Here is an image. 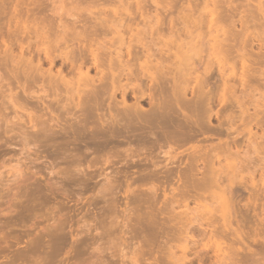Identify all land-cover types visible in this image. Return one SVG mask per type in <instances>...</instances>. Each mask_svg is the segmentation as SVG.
<instances>
[{"label": "bare ground", "instance_id": "obj_1", "mask_svg": "<svg viewBox=\"0 0 264 264\" xmlns=\"http://www.w3.org/2000/svg\"><path fill=\"white\" fill-rule=\"evenodd\" d=\"M44 1L45 0L42 2ZM50 1L51 2L48 0L45 1L47 5L40 4L41 6L38 8L39 11L37 10L39 13L36 15L38 17L35 18V16L32 20H30L29 11L27 13L24 12L26 15H23L22 8H19L20 4L15 5L14 3L16 2L14 0H0V38H3L4 40V37H6L8 39L4 40L6 52L3 57H0L2 59H0V64L2 63L1 65L4 67L1 68L3 71L0 69V72H3V76L0 73V93H3L2 95L0 94V99L3 98V109L1 110L6 111L3 120L6 123L5 125H8L9 128L10 125H12L11 131L15 132V128L19 127L18 129H20V131L22 130L23 134L26 123L24 122V116L22 117V115L26 114L29 120V125L33 124L31 126L33 129L39 128V130H37L38 133L36 132L35 138L28 137L25 133L27 130L24 132L22 140L18 142V144L22 146V151H26L27 149L29 150L32 143L34 146H37L39 142L51 141L54 136L49 134L48 136L50 137L46 139L45 136L47 135L45 134L48 130L45 129V126L47 122H43L45 123V126L42 125L43 123L41 124L39 122V119L42 118L40 116L42 115H38L37 113L33 115V111L27 108V100L29 99L26 97L27 100H23L21 97L22 94H16V90L19 91V89H21L26 96L29 98L31 97L32 99H38L43 102H47L46 100L49 99L50 106H48L51 108L56 103V105H58L56 109L59 110L61 108L62 111L65 112L63 113L59 110L61 111V114L58 112L60 117L63 116L62 114L66 115L67 112L76 109L81 110V112L84 111L86 113V118H83L84 120L82 119L83 122L81 125H78V123L75 122L80 120L79 115L81 114L77 115L76 113L71 112L75 115L73 118V128L75 127V129L72 130V133L69 129L70 126L69 128L68 126L67 128L64 126L66 129L62 126L60 127H62L61 129L64 131V135L71 136V133L72 135L77 136L75 138L76 141L83 142L89 150H92L93 148L99 158L102 159V156L103 158L105 157L104 162L107 160L106 158H110L108 160L112 162L111 159H114L112 157L116 156V152L112 155V157H110L112 152L108 154L109 157L101 154H103L105 146L114 141L113 139L122 136L121 134L123 131L118 128L117 124L121 123V121L123 122L124 120H120L123 118L122 114H119L121 117L118 114L113 115L111 122H108L110 119L108 117L107 123L109 128L105 131H102L101 128L100 131L98 130V127L96 131L92 133L90 131V137V135H87V131L89 132L88 128L90 127L89 124H91L90 118L93 117L94 114V112L92 113L91 108L95 106L92 105L91 107L90 101L91 99L98 100L99 98L97 99V97L101 94L99 91L103 90L104 93H108H106L108 96H100L101 98L102 96H106L104 101L100 98V100L103 101V103L101 102L102 104H104L105 101V103H108V99H115L117 96L121 95L123 105H126L127 99L131 94L137 102L134 106L130 104V106H132V113L129 115L130 118L134 115L135 119L133 118L134 122L131 121L128 117L129 115L127 114V117L125 116L124 118H126L127 121H130L127 122L125 120L127 122L125 131H127L128 134L131 133L132 139H130V136H128L126 132L125 136L128 137L126 139H130V142L126 144L124 143L126 141L121 142V140H119L120 143L125 144V149L119 146L121 149L119 148L117 149L118 151H116L119 152V150H121L123 152H120V154L125 153L126 155V152L129 151L131 147L133 156L136 155L137 157H140L142 153L149 151L150 156L148 160L150 163L148 162L147 164L152 166V169H150L149 165H147V167L144 163L145 161L143 162L142 165L145 164L146 166L142 171L144 175L141 174L138 179H135L136 184L132 182L134 187L137 185V180L141 182L139 183L141 185L142 183H144L143 185L150 183V186L152 185L150 188L151 192H148L149 188L147 191L145 189V191L146 193L148 192V194L152 195L153 192H157V188L155 187V189L153 187L154 181H156L159 185V182H161V178L159 182L157 180L160 177L159 171L163 170L165 172L164 169H167L166 172L168 173L169 179L171 175L175 176L173 171L178 168L176 177L179 186L177 188H171V192L169 191L172 198L169 201V206H167L170 208L167 212V215L169 213L170 218V214L173 215L176 213L173 215L172 220L177 221H175L177 223V228L174 225L171 226V228L173 227L172 229L169 228L168 224H172V220H166L169 217L164 220L162 219L163 221L166 220L165 222H170L167 223L169 228L167 231L161 229L162 231H166L162 234H166V238L168 239V241L166 238L164 239L166 241L163 242L166 245L163 244V246L168 245V251L165 249V252L168 254L169 262L166 261V256L161 254L163 252L162 248L160 249V247H158L159 251L162 250L160 253L163 255L161 260L166 258L164 261L168 263L164 264H169L170 262L171 264H194V262L189 259V255L190 253L194 255L200 254L201 251L198 252L197 249L201 248V250L206 251L212 250L214 252L212 253L215 254L213 257L216 259H213V261H217L216 263L218 264H240L242 259L239 260L240 258H238V256L239 254L241 255V253H239L240 251H238L237 246L235 247V244L239 242V245L241 244L240 246H243V242H240L244 240L241 232L233 228L235 204H237V199L239 196L241 197L244 191L248 192V199L252 204H254L252 206H255L256 202L259 201V197L262 196L261 194H264V186L261 188L255 183L253 178L255 173L260 171L261 182L263 181L264 183V70L263 68L262 70L255 69L254 65H256V63L253 60L254 54L252 55V52L256 51L254 50L256 46H254L255 43H258V47H260L261 51L262 49L264 50V0H254V2L256 1V5L254 4L255 6H252L253 4H251L250 0H248L249 2L243 0L245 1L244 4L250 3L248 9L245 8L247 5H244L243 1L241 2L240 0L238 3H242V5L245 6H241L243 7L241 10L245 9L246 11H244V13L247 14L244 16L240 15L242 14L241 10H239L241 7L237 10L238 6L236 5V13L240 11V16L238 15L239 18L235 15L233 16L235 13L234 11H232L233 14L230 16L227 15V13L225 14V9L228 7L230 8L231 6H226L228 1L224 3V0H195L196 3H191L190 0H184L182 3V0H179L182 4L178 0H120L119 6L115 9H113L114 0ZM173 1H175V4ZM45 2L43 4H45ZM30 3H32V0H30ZM48 3L50 4L48 5ZM38 4L37 0L36 6ZM211 4L215 6L213 8L211 7L212 9L209 8ZM224 6H226V8H224ZM220 8L223 12L219 11ZM209 9L211 11L213 10L215 15H217L218 12L221 13H218L216 18L208 20L211 17L208 15L209 18H206L207 14L204 11L209 13ZM109 10H112L113 14L111 12V14L108 15ZM31 11L34 10L31 9ZM237 25L241 26V31L239 30V32L236 31ZM257 27L259 29L258 31H256ZM12 28H15L14 32L16 34L12 31ZM206 28H208V31L205 30ZM251 29H253L252 33ZM21 34L25 35L24 40L21 39L23 41H21L20 44V54L15 55L12 50L11 39L13 35L19 37ZM210 50L213 52L212 55L207 53V57H204V52H210ZM261 51L258 52L260 53ZM263 52L264 51L261 53ZM256 56L254 55V57ZM257 57H259L258 60ZM257 57L256 60L258 65H264V55ZM197 61L202 64V66H200L202 71L199 65H196ZM59 63H61L59 66V72L54 73L53 71L56 67H58ZM238 64L242 66L240 73L239 69L237 70ZM1 65L0 67H2ZM45 66H48L49 68L46 69ZM5 69L7 73L5 72ZM93 71L96 72L95 76L91 75ZM215 72H218V77ZM214 76L218 79L211 87L209 82L215 78ZM144 79H146L151 85L148 83V86H144L143 82L146 81ZM124 81H126V83L122 84ZM140 81L143 86L136 85V83ZM96 84H99V87H97ZM100 87L101 90H99ZM97 88L99 89L97 90ZM21 90L19 91L20 93ZM239 92L241 93L240 95ZM93 94L97 96L94 95L95 98H92ZM143 98L149 99V104L151 106V110L148 109L150 111L147 109L146 110L148 112L144 111L146 114L141 113V111L143 112V110H145L144 108L141 111L140 109L142 108H138V105ZM93 100L91 101L92 104H94ZM116 100L117 99L114 101L116 102ZM114 101L112 100L111 103L114 104ZM37 102L40 103V101ZM118 103L119 102L115 103L113 106L118 107ZM96 107L97 106L94 107L95 111ZM128 107L129 106H127V108ZM251 108H253V111ZM105 109L99 110L101 111L100 113L102 114V111ZM111 109L115 110L114 108ZM236 109L240 112L238 116L235 115ZM1 110L0 113H2ZM128 110H130V108L127 109V111ZM7 111L10 113L8 114ZM128 112L130 113L131 111ZM11 113L13 115H11ZM105 113L108 112L106 111L104 114ZM115 113L117 112H114V114ZM3 114L1 115L3 116ZM72 114H67V116L70 117L69 115ZM36 115L39 117H36ZM97 117H94V122H99L97 121ZM103 117V120H105L106 116ZM14 120L17 122H14ZM51 120L53 121V119ZM63 120L65 121V119H62L61 121ZM68 121H66V123ZM214 121L217 123H213ZM22 122L25 123L23 124L24 126H21ZM94 122H92L93 126L96 124ZM48 123L50 122L48 121ZM125 123L123 122L121 124L125 125ZM238 123H240L241 126H239ZM100 124L101 123L98 125ZM212 124L217 125L215 127L212 126ZM114 125H116L117 128L114 127ZM95 128L97 127L95 126L91 129L94 130ZM242 128H247L250 134L253 132V128H257L262 131V134L259 137L257 134L254 135V137H258V139H261L262 141L257 143V146L249 142L250 144L248 147H250V150L246 152L244 151V158L240 155L245 149L244 144L247 140L240 139V131ZM214 138L219 141V144L216 146H213V144H211V146L202 144V142H207L209 144V140H215ZM54 139L55 140L53 141H56L55 137ZM73 139L71 140L73 141ZM120 143L119 145H121ZM188 144H194L195 146L190 149L186 148V150H181L182 146ZM109 149L113 150V148ZM125 150L127 151L125 152ZM47 154H49V152ZM252 155H257V157L254 158ZM133 156L128 155V158L131 157L133 160ZM183 156H187L188 158L185 163H182L183 161L181 162V157ZM117 157H119V155ZM232 158V161L234 162L230 167V172L233 173L235 177L227 172L226 165H224L225 161ZM101 159L98 160V162H100ZM121 160H119V162ZM142 160L143 157L140 160L141 163ZM94 161H96V159ZM106 162L104 165L109 163ZM124 164L125 163H123V165ZM133 164L134 162L132 165ZM139 164L136 163V165ZM174 165H177V168L173 167L171 170L170 166ZM93 166L91 167L94 168ZM96 167L97 165H95V168ZM52 168L55 170L56 167L52 165ZM125 168L128 169L127 167ZM105 169H103V171ZM237 172H248V174L252 177L251 182L248 183L244 177L240 178V176L238 179V176L236 177L238 174ZM95 174L96 175H93L94 177L99 175L97 172H95ZM7 175L10 177H8L9 181L11 179L17 181L23 176V172L19 166H11ZM90 176L93 177L92 175ZM107 183H109V185ZM107 183L102 186V194H106L104 192L108 191L110 193L112 192L110 190H113L111 189L112 187H110L111 179H109V182ZM162 187L163 186L161 185V188ZM134 190L135 188L133 190L130 189V192H134ZM39 191L41 192L42 190L39 189ZM135 192L137 193V191ZM175 192L181 193L184 203V198L189 197L190 200L194 201L195 206L190 208L189 205H184L185 210H182L183 212L180 213L178 209L183 208V206L182 204L178 205V207L175 205L178 203L176 198L179 197V194L176 196ZM156 194L152 195V200L154 199L153 202L157 201L156 203L158 204L155 206L158 208V205L160 204L158 200H162V195L160 194L161 197L156 198ZM165 194L167 195L166 190ZM131 195L135 197L133 193H131ZM148 196L146 197L145 194L144 198L146 199ZM39 197L41 198V195ZM188 200L186 203L189 202ZM148 201L150 202V200H147V202ZM135 202L138 203L137 209H139L142 204L139 206L138 199ZM137 203H135V206ZM147 204L145 205L147 206ZM152 205L154 206V203ZM146 206L143 208L141 206L140 208H142L143 211L151 208L150 206H148L150 208H147ZM243 207L246 206L244 205ZM134 209L130 212L132 213ZM156 210L158 209H155V211ZM176 210L179 212L178 214ZM243 210L241 212H243ZM143 211H139V213H143ZM145 212L146 211H144V213ZM152 212L153 211H151V214ZM161 212L163 213V211ZM246 212L244 211V213ZM156 213L158 214V212ZM133 214L135 217V212H133ZM143 214L140 215L142 216L141 218H139V216L136 217L139 225L142 222V228L144 227L143 224H145L143 221H147L148 219V217H145L142 221L144 216ZM129 215L133 217L132 214L129 213ZM129 215L126 218H129ZM147 215L150 216V213ZM155 215L156 214L154 213V217L152 216L151 218L154 219ZM239 215L242 214L239 213ZM258 215H260V213ZM261 215L264 216V205L261 209ZM250 216L251 215L246 216L247 220L250 219L249 223L252 222V218ZM132 219L133 218H131V221ZM129 220L130 219H126L123 223L128 225ZM154 221L155 220H153V222ZM132 222H130L127 226V228L129 227V231H131V233L133 232V227L132 229L130 228ZM150 222L148 223L150 224ZM148 223L147 225L145 224V227L147 226V230H150V228H152V224H150V226ZM154 224L155 222L153 225ZM246 224L248 226V230L249 225L248 223ZM139 225H137V227H139ZM251 226L254 227V224ZM102 227H100V229ZM122 228L124 229L122 231L124 242H121L120 245L118 244L119 241L117 243L112 242L114 244L112 246L115 247L118 254L121 253V258L119 259L120 262L123 264H138L139 261L143 260L140 258L143 257L142 253L144 248H146L145 246L147 243L151 241L150 243L154 244V242H152V238L154 236L152 237L151 235L156 233V231L152 234L149 233V236H151L149 239L151 240L149 241L147 238L148 241L145 243L142 253H140L142 248H139L138 245H142L144 242L140 241L142 244L132 245L133 250L130 251L129 243L131 242V233L127 231L128 229L125 230L124 227ZM142 228L140 229L142 230ZM154 228L156 229L157 226L153 227V229ZM58 229H60V227ZM102 229H105V224ZM53 230H51V232ZM121 230L119 231L120 234H122ZM58 231L60 233L63 232V230L62 232L60 230ZM152 231L153 230L151 229L150 232ZM59 232L58 234L61 235ZM107 232L109 233L108 230ZM135 232L136 231L134 230V233ZM140 233L141 232H138L139 236L141 235ZM144 233H142L141 237H138L142 238L144 235L146 237V232ZM157 233L159 232L157 231ZM106 234L107 233L105 232V235ZM49 235L53 237L52 234L49 233L48 236ZM62 235L64 234L62 233ZM62 235L60 238H52L51 236L48 237L52 238L51 247H49V249L52 248L54 251H56V249L58 250L59 247L57 248V245L60 246L61 243L65 242V240L61 242ZM127 235L128 237L131 236L129 237L130 242ZM40 237L37 238L39 239L37 242L40 241ZM120 237L121 236H119V238ZM135 239H137L136 236ZM156 239L157 236L154 240ZM159 240L161 241V238ZM35 241L34 243H36ZM58 241H60V244H58ZM135 241L134 243L138 242ZM41 243H43V241H41ZM41 243L39 242L37 244ZM160 243H162V241ZM117 244L119 246H117ZM47 245L48 243L46 246ZM135 246L137 247L134 250ZM36 247L33 248L36 249ZM116 247L119 249L117 250ZM150 247L152 248V246ZM138 248L140 249L139 252ZM248 248L252 250V248ZM126 249L128 252L125 251ZM148 249H146V251ZM156 249L157 246L155 250ZM40 250H38L39 253L41 252ZM149 250H151L149 253H152L153 250ZM178 250L181 251L182 255L178 256ZM244 250H246V255H248V249L245 248ZM35 251L38 252L37 249ZM153 253L155 254V252ZM157 253L159 255L158 251ZM120 255H118V257H120ZM145 255H147V252ZM250 255L252 256V254ZM251 256L248 255L247 258L244 255V257H246L245 259L248 260L251 258L252 260H249L254 262ZM50 259L47 260V262H49ZM250 261H248L249 264ZM142 262L143 261H141V263ZM253 262H251V264ZM148 263L152 264L151 262ZM200 263L202 264V261ZM248 263L244 262V264Z\"/></svg>", "mask_w": 264, "mask_h": 264}, {"label": "rangeland", "instance_id": "obj_2", "mask_svg": "<svg viewBox=\"0 0 264 264\" xmlns=\"http://www.w3.org/2000/svg\"><path fill=\"white\" fill-rule=\"evenodd\" d=\"M14 1L16 2V3H14L15 5L20 4L19 8H22L23 15H26V14H24V12L27 13L29 11V17H30L29 19L30 20H32L33 17L38 15L37 13H39L38 12L39 6L47 5L45 2L46 0L44 1L45 4H43L44 3V2H42L43 0H38L39 4L37 6H36L37 0H34V2L32 0V3H30V0H20V1L14 0ZM23 1L25 2V5H24ZM48 1L51 2L50 0H48ZM178 1H176V2H178ZM183 1L184 0H182V3H183ZM224 1H225L224 3H226V1H228L226 3L227 4L226 6H231L230 8L229 7L226 8V6H224V8H226L225 14L227 13V15L230 16L233 14L232 11H234L235 13L233 14V16L235 15L238 18L240 15L244 16L245 14H247V13H244V11H246L245 9L241 10V9H243V7H241V6L247 5L246 7L245 6L244 7L246 9H248V6L250 5V3L244 4L245 1L249 2L248 0H245V1L241 0V2L243 1L244 5H242V3L241 4L238 3V2H240V0L239 1H237V0H233V1L232 0H224ZM234 1H235V4H234ZM250 1H251V4H253L252 6L256 5V1L255 2H254V0L253 1L250 0ZM27 2H28V4H27ZM119 2H120V0H114L113 9H115L119 6V4H120ZM179 2L181 3V1H179ZM190 2L191 3L195 2V0L194 1L190 0ZM173 3L175 4V1H173ZM49 4L50 3H48V5ZM236 5L238 6V8ZM24 7H25V9H24ZM211 7L213 8L215 6H213L211 4L209 6V8H211ZM233 7H235V8H233ZM236 8H237V10L240 8L239 10H241L242 14L239 15L240 11L238 13H236V11H237ZM31 9L34 11H31ZM229 9H230V11H229ZM206 10H208V9H206ZM219 11L223 12L221 8ZM111 12H112V10H109L108 15H110ZM204 12H206V14H207L206 18L211 17L208 20L216 18L218 13H221V12H218L217 15H215V12L213 13V10L212 11L210 10L209 11V13L211 14L210 15L209 13H207V11H204ZM112 14H113V12H112ZM208 15H209V17H208ZM212 16H214V17H212ZM37 17L38 16H36L35 18H37ZM238 18H236V19H238ZM14 30H15V28H12L13 32H14ZM205 30L208 31V28H206ZM239 30L241 31V26L237 25L236 31L239 32ZM252 30L253 29H251V33H252ZM258 30L259 29L257 27L256 31H258ZM24 36H25L24 34H21L19 36L20 37L19 38L16 35H13V37L11 39L12 50L14 51L15 55L20 54V44H21V41L24 40ZM5 38L6 37H4V40H8L7 38L6 39ZM21 39H23V40H21ZM4 40H3V38H0V54H1L0 57L1 56L3 57L4 53L6 52ZM254 46H255L254 50H256V51L252 52V55L253 54L255 56L257 54H258L257 56L264 55V52L261 53L264 50L263 49H262V51L260 50V47H258L259 46L258 43L257 44L255 43ZM258 51H261V52L259 53ZM207 53L212 55L213 52H212V50H210V52H204L203 56L207 57ZM255 53H257V54H255ZM254 55H253V58H254L253 60L256 63V65H254L255 69H261L262 70V68H263V70H264V65L263 64L258 65V63H257V60L259 57L256 56L257 57V60H256V57H254ZM211 58H213V57H211ZM1 60H0V62H1ZM60 65H61V63H59L58 67H56L54 69V71H53L54 73L59 72V66ZM196 65L197 66L199 65V67L202 66V64H200V62H198V61H197ZM1 66L2 67H0V69L4 68L3 65H1ZM241 67L242 66L240 64H238L237 70L239 69V73H240ZM258 67H260V68H258ZM45 68L48 69L49 67L45 66ZM1 70L3 71V69H1ZM201 71H202V68H201ZM5 72H6V69H5ZM216 74H214V75H216L218 77V72ZM91 75L95 76L96 72L93 71V73H91ZM2 76H3V74H2ZM216 76H214L215 77V78H213L214 80L212 79L209 82L211 84V87L213 86L214 82H216L218 79ZM144 80H146V79H144ZM125 83H126V81H124L122 84H125ZM143 83H144V86H148L150 84L147 80L144 81ZM96 85H97V87H99L98 86L99 84H96ZM136 85H142V82L140 81V82L136 83ZM98 89L99 88H97V90ZM20 90L21 89H19V91ZM99 90H101V87ZM0 91H1V88H0ZM16 91H15L16 94H20V95L22 94L21 97L23 98V100L25 99V101H26L27 98L29 99V100H27V103H28L27 108H29L31 111H33V115H35L36 113L38 115H42V116H40L42 118L39 119V122L41 124L43 122H45V123L46 122L48 123V121L50 122V123H48L50 125H48L47 123H46V126L44 125L45 123L42 124L45 126L46 130L51 131V132L47 131L48 133L45 131L46 132L45 135H47L45 137H46V139H48V137H50L48 135L51 134V136H54L56 138V141H53V140H55L53 137V140L51 139V141H53L54 143L51 141L39 142L38 143L39 145L37 144V146H34V144L32 143V146H31V148H29V150L27 149L26 151H22V146L19 145L18 142L20 140H22V137H23L22 135H24V132L27 130L25 132L27 134V136L30 138H35L36 132H37V130H39V128L33 129L31 127L33 124L29 125V122H28L29 120L27 118V115L23 114L22 117L24 116L23 120L26 123V124L24 122L21 123V126L23 124H25V126L23 125L25 128V131H23V134H22V130L20 131V129H18L19 127L15 128V132L11 131L12 125H10V128H9L8 125L7 126L5 125L6 123L3 120V117L6 113V111L3 110L4 111V114H3V111L1 110V109H3V107H2L3 98L0 99V104H1L0 110L2 112V113H0V127H1L0 128V264H121L122 262L119 261V259L121 258V255H120L121 253L118 254V251H116L115 247H113L112 245H114L113 243H115V242L117 243L118 241H119V243H118L119 245L121 244V242L122 243L124 242L123 233H122V231L124 229L122 227H124L125 230L128 229L127 231H129L130 229H129V227L127 228V226L130 224V222L133 221V219H134V221H133L134 223L132 222L131 223L132 226L130 225L131 229L133 227V232L131 233V231H129V233H131V236H132V237L129 236V237H131V242H130L129 237L127 235V238L130 242L129 243L130 244V251L133 250L132 245L142 244L141 242H144V244H142L143 246L138 245L139 248H142L141 250L138 248V252L140 250V253H142L144 245L148 241L147 238L149 239V238H151V236L152 237L154 236L152 238V240H153L152 242H154V244L150 243L151 239H149L150 242H148V243H150V244L147 243V245L145 246L146 248H144V251L142 253L143 257L140 258V259H143V260H141L143 262L141 263V261H139L138 264H144V263L149 264L148 262H151L152 264L168 263L169 262L168 254H167V252H165V249H166V251H168V245L165 246L166 244L163 242L166 240L168 241V239L166 238L167 237L166 234L165 235H163V234L169 228L172 229L173 228V227L171 228L172 225H174L177 228V223H176L177 221L172 220L173 215L176 213H174L173 215L170 214L171 218L169 217V213L167 215V212L170 209L167 206H169V201L172 198V196L170 195V192L173 188H177L179 186V184L177 183V177H176V172L178 170L177 165L170 166L171 170L173 167L177 168V169H174V171H173L175 173V176L171 175L169 179H168V173L166 172L167 169H164L165 172L162 170L163 173L161 170L160 171L158 170L160 173V175H159L160 177L157 180L159 182V180L161 178V182H159L160 183V185H159L158 183H156V181H154L153 187L157 188V189L155 188L157 190V192L155 191L157 194L154 192L152 193V195L156 194V198H160L161 197L160 194L162 195V197H161L162 200L161 199L158 200L160 202V204L158 205L159 207L157 208L155 206L158 204V203H156L157 201L153 202V200H154V199L152 200L153 196L148 194V192L149 193L151 192L150 188L152 185L150 186V183L147 184L148 187L146 184L143 185L144 183H142V185H143L142 186L141 184H139L141 182L137 180L138 186L135 185L136 187H134V185H133V183H135V179L136 178L138 179L141 176V174H143L142 171L147 165H149V168L152 169L151 168L152 166H150V164H147L149 162L148 158L150 156V154H149L150 152L149 151L144 152L141 154L140 157H137L136 155L133 156V152H131L132 150H131L130 146H129L130 150L127 149L130 151V153H129V151L125 150V152L127 151L126 155H125V153L120 154V152H123L121 150H119V152H117L118 151L117 149L120 148L119 146H121L122 148L125 149V146H124L125 144L120 143L119 140H121V142L126 141L124 143L128 144L130 142V139H132L131 133L128 134V132L125 131V126L127 125V122L129 120L127 121L126 118H124V117L125 116L127 117V115L132 113L131 108H132V106H134V104L137 102V100L130 94L129 98L127 99L126 105H123V100L121 98V95H119V96H117V98H115L118 101L116 100V102H115L114 101L115 99L111 98V100H110L107 98L109 100V101H107L108 103H105L106 102L105 101L104 104H102L103 101L105 100V97L108 96V95H106L107 92L104 93L103 90L99 91L101 94L99 92L98 93L100 94V96L101 95H106V96H102V98H101L98 95L99 96V97H97V99L99 98L98 100L91 99V101L93 100V103H94V104H92V102L90 101L91 107H92V105L93 106L95 105L98 108L97 107L95 108L96 111L94 110L95 106L91 108V111H92V113L94 112V114H93V117L90 118L91 124H89V126H90L89 127L90 129L88 128L89 132L87 131V135H90V137H91L90 131L92 133V132L96 131L98 129V127H99L98 130H100L102 128L101 129L102 131H105L109 128L108 123H107L108 117L110 118L108 122H111L113 115L122 114L123 118H121L120 120H124L123 121L124 123L127 121L125 123V125L121 124V123H123L122 121H121V123L117 124L118 128L122 129V131H123L121 134L123 137L120 136L118 138H115V139H113L114 141L112 143H110L111 145L109 144V145L105 146V149L103 150V154H101V155H107L106 157H109L108 154H110V152H112V154L110 155V157H112V155L115 154V152H116V154H115L116 156L114 155L115 157H112L114 159H111L113 163L108 160L110 158H106L108 161L105 160V162L107 161L109 163L106 162L107 164L104 165L105 164V162H104L105 157L103 158V156H102V159H103V161H102V159L99 158L98 154L93 150V148H92V150L87 149L86 145L83 142L79 141L80 142L79 143L78 141L75 140V138L77 136H74L71 134L72 130L75 129V127L73 128V126H74L73 125L74 124L73 118L75 117V115H73L72 113H76L77 115L81 114V115H79L81 121L80 120H79L80 122L78 120H77L78 122L75 121L76 123H78V125L79 124L81 125L83 122L82 119L86 118V116H85L86 113L84 111L81 112V110L76 109V110L67 112V114H72L73 116L69 115L70 117H68L67 114L66 115L62 114L63 116L60 117L59 114H61L60 112L62 111V109L61 108L59 109V107H58V109L61 111L57 110L56 108L58 105H56V103L54 105L55 107L53 106L54 108L53 107L51 108V107H49L50 106L49 99L46 100L47 102H43V101L38 100V99H32L31 97L29 98L28 96H26L23 93L22 90H21V93L19 91H17V92ZM0 94L2 95L3 93L1 92ZM240 94L241 93L239 92V95ZM94 95L95 94L92 95V98H95ZM95 96H97V95H95ZM18 97L21 98L20 96H18ZM100 98H101V100L103 99V101H101ZM112 100L115 103L119 102L120 105L118 103V107L115 106L116 107L115 108L113 106L115 103L114 102H113L114 104L111 103ZM37 101H40V103ZM100 104H102L103 106ZM130 104L132 106H130ZM127 106H129V107L127 108ZM105 108H107L108 110ZM111 108H114L115 110H113ZM126 108L127 109L130 108V110H128V111H131V112L129 113ZM138 108L139 109L142 108V109H140V111L143 110V108L145 109V110H143V112L141 111V113H143V114L145 113L144 111H147L148 109L151 110V106L149 104V99H147V98L141 99V101L138 105ZM102 109H105L102 111V114H104V112H106V111L108 113H105L104 115H102L100 113L101 111H99ZM116 109H117V111H116ZM125 109H126V111H125ZM251 109L253 111V108H251ZM150 110H148V111H150ZM113 111L117 112V113L114 114ZM235 111H236L235 115L238 116L240 114L239 110L236 109ZM10 112H11V110H10ZM58 112H59V114H58ZM7 113H8V111H7ZM63 113H65V112H63ZM1 114H3V116ZM109 114H110V116H109ZM11 115H13V114L11 113ZM38 115H36V117H39ZM64 115L66 118L64 117ZM94 115H97L98 117L94 116ZM132 115H131V117H132ZM103 116H106L107 119L105 117V120H103V118H104ZM55 117H56V120H55ZM94 117H97L98 120L97 119L96 120L99 122H94L95 121ZM128 117L131 121L134 122V120H133V118L135 119L134 115L132 118H130V115ZM51 119H53V121ZM62 119H65V121L64 120L61 121ZM78 119H79V117H78ZM1 120H3V121H1ZM55 121H57L58 123ZM66 121H68L67 122L68 124L66 123ZM14 122H17V121L14 120ZM92 122H94L96 124L93 126ZM215 122L216 121H214L213 123H215ZM99 123H101V124L98 125ZM61 124H63V125H61ZM216 125L212 124V126H215V127H216ZM238 125L241 126L240 123H238ZM60 126H62L64 129H66L67 126H68V128L70 126L69 129L71 130V133H70L71 136L64 135V131H62V129H61L62 127H60ZM64 126H66V128ZM77 126H76V128H77ZM95 126L97 128L92 130ZM49 127L51 129L52 128L53 129L51 130ZM114 127L117 128L116 125H114ZM253 129L254 130L251 134L247 128H242L240 131V134H241L240 139L247 140V142L244 144L245 149L243 150V153H241V155H240L243 158L245 157L244 156L245 152L250 150V147H248V145L250 143H253L255 146H257V143H260L262 141L261 139H258V137L262 134V131H260L257 128H253ZM126 132H127L128 136H130V139H126V138H128L127 136H125ZM255 134H257L258 137H254ZM71 139H73V141ZM214 139L215 140L210 139L209 144L207 142H202V144L203 145H210V146H211V144H213V146H216L217 144H219V141L216 138H214ZM119 143L121 145H119ZM116 144H118V145H116ZM114 146L116 149L114 148ZM126 146H128V145H126ZM132 146H134V145H132ZM184 146H182L181 150H184V149L186 150V148L190 149L191 147H193L195 145L194 144H191V145L188 144V145H184ZM129 147H127V148H129ZM109 148H113L114 151L112 149H109ZM124 149H122V150H124ZM46 150L49 152V154H47L48 152ZM131 153H132V155H131ZM118 155L121 158L117 157ZM123 155H125V156H123ZM128 155L133 156V160L131 157L128 158ZM252 156L254 158L257 157V155H252ZM116 157L119 160H121V159H125V160H121L119 162V160H117ZM142 157H143V160L141 163L140 160L142 159ZM95 159L97 162L94 161ZM100 159H101V161H100L101 163L98 162V160H100ZM183 159H185V160H183ZM187 159H188L187 156H183V157H181V162L183 161L182 163H185V162H187ZM232 160H233V158L224 162V165H226V170L230 175H234L233 173L230 172L231 171L230 167L232 166V164L234 162ZM123 161H125V162H123ZM128 161H129V163H128ZM130 161H131V163H130ZM132 161L134 162L133 165H132V163H133ZM93 162L94 163L96 162V163L94 164ZM102 162H104V163H102ZM143 162L146 164V166H145V164L142 165ZM99 163H100V165L98 166ZM123 163H125V164L123 165ZM136 163L137 164L140 163V164L136 165ZM52 165L56 167L55 170L52 168ZM81 165H82V167H81ZM95 165H97L96 168H95ZM125 165H127V166H125ZM11 166L12 167H15V166L18 167L19 166L23 172V176L21 178H19L17 181L14 179H11L10 181L8 180L10 177L7 174L10 171ZM91 166H93L94 168H92ZM124 166L127 167L128 169H126ZM75 167H76V169H75ZM105 168H107V169H105ZM100 169H101V171H100ZM103 169H105V170L103 171ZM65 172H67V173H65ZM95 172H97V174H99L97 177L93 176V175H96ZM58 173H60V174H58ZM234 173H236V172H234ZM105 174H107V175H105ZM90 175H92L93 177H91ZM239 176H240V178L244 177L246 179V181H248V183H250L252 180V177H251V175L248 174V172H245V173L241 172V173H238L236 175V177L238 179H239ZM163 177H165V178H163ZM234 177H235V175H234ZM108 178L111 179V186L110 187H112L111 189H113V190H110V191H112L110 193L108 191V192H104L106 194H102V192H103L102 186L105 185L107 182H109ZM253 178L255 180V183L258 184L261 188L264 186L263 181L261 182V172L260 171H257ZM172 179L174 180V182ZM171 180L173 183L171 182ZM162 182L164 183V185ZM107 184L109 185V183H107ZM161 185L163 186L162 188H161ZM168 185H170V186H168ZM131 186L133 187V189L135 188L134 192L137 191V193L136 192L134 193L133 191L130 192V189L133 190ZM148 188H149V190H148ZM39 189L42 191L40 192ZM145 189H146V191L148 190L147 193H146ZM165 190H166L167 195L165 194ZM37 192L40 193L41 198L39 197L40 195ZM99 192H101V193H99ZM131 193H133L135 195V197L139 200V206L142 204L141 205L142 208L145 207L146 206L145 204H147V203H149V204H147L146 207L150 208L151 205L154 203V206L152 205V207H151L152 209L150 208V209L144 210L147 212V214L150 213V216H148L146 214V212L144 213L142 208H140L141 206L139 207V209H137L138 203L135 202V201H137V199L135 197H133L131 195ZM175 193H176V196H178V194H179V197L176 198L178 200V203H176L175 205H177V207H178V205L182 204V206H183V208L178 209V211H180V213L185 210L184 205H189L190 208L191 207L193 208L195 206L194 201L190 200L189 197L184 198V200H185V203H184L183 196L181 195V193H179V192H175ZM145 194H146V197L149 195L148 198H150V197L151 198L145 199L144 198ZM261 195L262 196L259 197V201L256 202V205L252 206L254 204H252L250 202V200L248 199L249 198L248 192L244 191L243 194L241 195V197L239 196V198L237 199V204H235V212H234V217H233V228L235 230L241 232L242 238L244 241H241L240 243H242V242L244 243V244L242 243V245L244 246V249L245 248L248 249L247 254L249 256H251L250 254H252L251 257L254 260V262H253V261L249 260L251 258H249L248 260L245 259L246 257L248 258V255H246V250H244L243 246H240L241 244L239 245V242L236 241L238 244L236 243L235 247L237 246L238 251H240L239 253H241V255L238 253L240 256V257L238 256V258H240L239 260L242 259L240 264L241 263L244 264V262L248 263V261H250V264H251V262H253L255 264V261H256V264H264V232H263L264 231V225H263L264 224V222H263L264 216L261 215V209H262V206L264 205V197H263L264 194H261ZM36 196H37V198H36ZM29 197H30V199H29ZM261 197H262V199H261ZM133 198L136 200H134ZM180 198L182 199V201ZM142 200H146V201H142ZM147 200H150V202H152V203H150L149 201L147 202ZM187 200L189 201L188 203H186ZM144 202H145V204H144ZM179 202H180V204H179ZM135 203H137L136 206H135ZM249 204H250V206H249ZM244 205L246 207H243ZM148 206H150V207H148ZM132 209L135 210V211L133 210V212H135V217H134L133 212L132 213L130 212ZM155 209H158V210L155 211ZM136 210H137V212H136ZM242 210H243V212H241ZM139 211H141V212L143 211L144 214L141 212L139 213ZM148 211H149V213H148ZM151 211H153L152 214H151ZM159 211L160 212L163 211V213L162 212L160 213ZM178 211H177V214L179 213ZM244 211L245 212L247 211V212L244 213ZM156 212H158V214ZM253 212H254V214H253ZM129 213L132 214L133 217H131L129 215ZM154 213L156 215H155V218L153 219L151 217L152 216L154 217ZM170 213H171V210H170ZM239 213L242 214L244 217L242 215H239ZM259 213H260V215H258ZM142 214L144 215L142 218V221H143V219H145V217H148V219H147L148 222L151 221L150 224H152V226L146 220L143 221V222H145L146 225L148 223L152 227V228H150V230L149 229L147 230V228H146L147 226L145 227V224H143L144 227L142 228V226H141L142 222L139 225V222L136 220V217L139 216V218H141L142 216H140V215H142ZM159 214H160V217H159ZM128 215H129V218H126ZM247 215H251L250 217L252 218L251 221L253 222L254 227L251 226V225H253L252 222H250L251 223V225H250V223H249L250 219L247 220V217H246ZM130 217L133 218L132 221H131ZM167 217H169V218H167ZM238 217H240V218H238ZM125 218L130 219L128 225L127 224L125 225L123 223V221L126 220ZM162 219L163 220L164 219H166V220L170 219V221L172 220V224L169 221L165 222L166 220L163 221ZM153 220H155L154 222L157 226V228H156L157 230L155 228L153 229V227H156L155 224L153 225V223H154ZM243 222H245V223H243ZM262 222H263V224H262ZM158 223H159V225H158ZM167 223L171 224V225L168 224L169 228L167 226ZM175 223H176V225H175ZM241 223H243V224H241ZM246 223H248V225H249L248 230H250L251 232L247 230L248 226ZM104 224H105V229L103 230L102 228H104ZM137 225H139V227H137ZM149 225H148V227H149ZM61 226H63V227H61ZM99 226L100 227L103 226V227L100 229ZM59 227H60V229H58ZM61 228H63V229H61ZM140 228H142V230ZM243 228H246V229H243ZM53 229H55V230H53ZM151 229L153 230L152 232H150ZM161 229L166 230V231H162ZM51 230H53V231L51 232ZM58 230H60L61 232L63 230L62 233L64 235H62V233H60ZM107 230L109 231V233L107 232ZM120 230H121L122 234L119 233ZM134 230L136 231L135 233H134ZM127 231H125V232H127ZM137 231L141 232L140 233L141 235H142V233L146 232V237H145V235H144L145 233H144L143 234L144 236H142V238H139V237H141V235L139 236ZM155 231H156V233H157V231L159 232V233H157L158 235L156 233H154ZM160 231H162V232H160ZM252 231H253V233H252ZM55 232H57V233H55ZM58 232L64 238L63 239L61 237V242H63V240H65V242H63L64 244L63 243L60 244V241H58V244H60V246L57 245V248L58 247L59 248H58V250L56 249V251H54V249H52V248L49 249V247H51V239L53 237L60 238L61 235H59ZM105 232L107 233L106 235H105ZM49 233L53 235V237L51 235H49L52 238L51 237L48 238ZM149 233L150 234L154 233V234L149 236ZM43 235L45 236V238ZM119 236H121V237L119 238ZM135 236L137 237V239H135ZM156 236H157V239L154 240V238ZM38 237H40L39 242L41 243V241H43L44 244L43 243L37 244V243H39V242H37V240H39V239H37ZM158 237H159V239L161 238L162 243H160L161 241L158 239ZM121 238H123V239H121ZM165 238H166V240H164ZM35 239H36V241H35ZM118 239H120V240H118ZM125 239H126V237H125ZM157 240H159V241H157ZM34 241L36 243H34ZM134 241L135 242L138 241V242L134 243ZM47 243H48V245L46 246ZM14 244H16V245H14ZM34 244H36V245H34ZM118 244H117V246H119ZM155 244H157V245H155ZM163 244H165V245L163 246ZM13 246H15V247H13ZM111 246H112V248H111ZM150 246H152V248ZM153 246L155 248L157 246V249L155 250V248ZM33 247H36L37 251L41 249L40 250L41 252L40 253H39V251L36 252L35 251L36 249ZM136 247L137 246H135L134 250L136 249ZM158 247H160V249L162 248L163 252H165V253H163V252L161 253L162 250L159 251ZM248 247L252 248V250L249 249ZM148 248L152 249V250L154 248L152 253H149V251H151V250H149ZM118 249L119 248H117V250ZM128 249H129V247H128ZM146 249H148V250L146 251ZM125 251L128 252L127 249ZM157 251L159 252L160 258H159ZM197 251L198 252L201 251L202 254L200 252V254L194 255V254L190 253V255H189V259L192 260L194 262V264H201L200 263L201 261H202V264H215L217 262V261L216 262L213 261V259L214 260H216V259H215V257H213L215 254H213L214 252L212 250L206 251V250H201V248H198ZM146 252H147V255H145ZM153 252H155V254ZM53 253H54V255H53ZM160 253L164 254V256H166L167 259L166 258H164V259H166V261H168V262L164 261V259L161 260V257L163 255H161ZM203 253H205V254H203ZM253 254H254L255 258L253 257ZM118 255H120V257H118ZM180 255H182L181 251L178 250V256H180ZM244 255L246 257H244ZM146 256H148V257H146ZM151 256H153V257L155 256L154 259ZM192 256H194V257H192ZM241 257H243V258H241ZM49 259H50V261L47 262V260H49ZM244 259H245V261H244ZM121 261H122V259H121ZM160 261L163 263H161ZM128 264H130V263H128ZM169 264H171V262ZM216 264H218V263H216Z\"/></svg>", "mask_w": 264, "mask_h": 264}]
</instances>
